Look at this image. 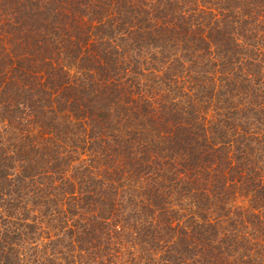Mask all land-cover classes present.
<instances>
[{
  "label": "trees",
  "instance_id": "obj_1",
  "mask_svg": "<svg viewBox=\"0 0 264 264\" xmlns=\"http://www.w3.org/2000/svg\"><path fill=\"white\" fill-rule=\"evenodd\" d=\"M0 264H264V0H0Z\"/></svg>",
  "mask_w": 264,
  "mask_h": 264
}]
</instances>
